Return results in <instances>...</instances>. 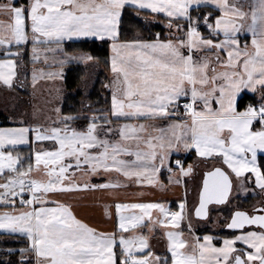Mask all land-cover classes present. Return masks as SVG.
<instances>
[{
	"label": "snow or ice",
	"instance_id": "1",
	"mask_svg": "<svg viewBox=\"0 0 264 264\" xmlns=\"http://www.w3.org/2000/svg\"><path fill=\"white\" fill-rule=\"evenodd\" d=\"M148 15L165 20L167 35L129 38ZM87 41L109 49L103 106L88 102L95 81L83 76L80 108L65 113V69L100 64L72 49ZM38 86L54 116L30 123L25 111L0 127V237L26 242L0 247V264H264V204L234 210L219 244L194 227L212 205L264 197V0H0V89L15 109ZM182 152L211 165L191 209L187 193L177 211L117 201L104 207L116 218L105 231L60 199L180 185L194 172ZM157 229L164 254L150 244Z\"/></svg>",
	"mask_w": 264,
	"mask_h": 264
},
{
	"label": "crops",
	"instance_id": "2",
	"mask_svg": "<svg viewBox=\"0 0 264 264\" xmlns=\"http://www.w3.org/2000/svg\"><path fill=\"white\" fill-rule=\"evenodd\" d=\"M99 42V41H98ZM11 94L3 89H0V115L8 118L7 108L11 109L10 104L6 102V98ZM22 94L20 96V102L13 112H17L22 109ZM12 111V110H11ZM11 126H14L11 123ZM10 126V127H11ZM20 148H27V146H20ZM176 155V154H174ZM179 156H184L187 158L188 165L191 164L194 168L193 175L190 177L183 178V183L180 185L171 184L168 185V173L166 171L160 177L161 183L168 185L165 190H160L159 188H137L135 186L127 189L121 190L117 195L105 191H95V192H84L79 194H72L60 197V199L71 203L76 209L78 215L84 217L87 222L93 226H97L105 231H113L115 228V209L112 208L111 220L107 219L104 215V207L106 205H112L114 202H162L170 207L172 211L178 210V205L185 198V193H187V204L188 208H193L197 205L198 194L201 187V181L203 173L211 167L210 164L203 163L200 158L196 157L193 153H179ZM98 178L93 177V182L97 181ZM143 192V195L139 193ZM140 231L147 234L146 229ZM231 236V235H230ZM188 239L187 234L184 237ZM150 241L153 244V250L158 254H164L166 251V238L163 236V230L157 229L156 234L151 237ZM26 243V242H25Z\"/></svg>",
	"mask_w": 264,
	"mask_h": 264
},
{
	"label": "rangeland",
	"instance_id": "3",
	"mask_svg": "<svg viewBox=\"0 0 264 264\" xmlns=\"http://www.w3.org/2000/svg\"><path fill=\"white\" fill-rule=\"evenodd\" d=\"M156 20L154 21L155 24H159L161 27L165 26V21L159 20V23H157ZM84 69H85V75L84 76L91 77V80L95 81V84L98 81L100 75H102L101 74L102 72H104L108 76V72L104 71L100 65H98L97 67H92V68L84 66ZM50 70H55V69H50ZM58 83L59 82H57V84ZM79 85L80 84H78L73 89L67 88L66 97L68 95H74L75 92L76 93L78 92L80 94V104H81L82 100L84 99V94H83V90L79 87ZM93 88L94 87H92V86L89 87V90H88L89 94ZM38 89L39 90L37 91L35 98H30V96H29V93L31 92L30 88L21 93L22 94V100H21L22 109L18 110V113L17 112L14 113L13 112L14 109L12 107H10L11 109L7 108V111H5V112H7L6 116H8V118H6V119L10 123V125L12 123L11 118L19 117L21 112H25V111L29 114L26 117V119H28V121L30 123L42 122L47 116H49V115L54 116V113H52L50 111L51 105L47 103V101L51 99L47 89L45 87H42V86H38ZM101 89H102V87H101ZM102 90H103V93L106 94V90H104V89H102ZM88 102H89V100H88ZM0 104H1V101H0ZM31 104H35L37 106V108L41 110L39 113V119L38 120H32V118H31V113H32ZM187 165H188V163L185 164V167H187ZM250 197L251 196L249 195L247 198H245V197L234 198L231 200L229 205L220 206V207L219 206L211 207L210 208L211 209L210 218L208 221L194 222L196 234L200 235L201 237L203 235H213L214 237H217V240H216L217 244L220 243L219 237H231V236H222V234H221L222 232H227L226 228L223 227V223L225 220H227L229 218L230 214L234 210L239 209L240 207H241V209H245L247 212L251 213L253 210V207L255 205L264 204V197H260V196H257L255 198V200L253 201V203L251 204L250 207L243 206L244 204H242V203L240 204V201H248ZM2 241L4 243L17 242V240L5 239V238H2ZM150 244L152 245V248H153V244L151 241H150ZM5 259H6V257H5ZM12 259H14V260L18 259V257H12Z\"/></svg>",
	"mask_w": 264,
	"mask_h": 264
},
{
	"label": "trees",
	"instance_id": "4",
	"mask_svg": "<svg viewBox=\"0 0 264 264\" xmlns=\"http://www.w3.org/2000/svg\"><path fill=\"white\" fill-rule=\"evenodd\" d=\"M134 16L133 13L129 12L128 13V17H132ZM127 19V17H126ZM159 20L161 21H165L161 18H157V23H159ZM141 23L135 25L134 27H131L128 29V35L129 38H131L132 35H134L136 33L137 30H139L140 34L145 36V37H149L151 35H155L157 32L161 33L162 36H166L168 29L164 26L161 27L159 24H155L152 16L148 15L146 17V22H147V27H145V23H144V18H141ZM206 34V33H205ZM72 49L73 50H82L85 52H89L94 56H98L100 57V66L102 67V69L104 71H107V69L105 68L104 65V59L109 55V49L107 46H102L100 42H95L93 43L92 41H87V42H76L72 45ZM65 72L67 74V88L69 89H73L75 88L78 84H80L81 82V77H83L85 75V69H84V65H72L69 68L65 69ZM102 75H100L98 81L96 82L94 88L92 89V91L90 92V96H89V102L96 104L97 102L100 103L101 106H103V100H102V96L101 93H103V90L101 89V82H103L105 80V78L107 77V75L102 72ZM80 108V94L77 92H75L74 95H68L66 97L65 103L63 105V111L65 113H69L70 111H78ZM10 123L7 121V119L0 115V127H10ZM28 151V148H20V152L22 155H26ZM255 200V198L250 197L248 201H240V204H244L243 206H247L250 207L251 204L253 203V201ZM222 236H230L232 235V232H222L221 233ZM3 237H0V247H3L5 245H10L12 247H20L22 246L25 241L22 239H16L17 242H7L4 243L2 241ZM0 259H5L4 256L0 255Z\"/></svg>",
	"mask_w": 264,
	"mask_h": 264
},
{
	"label": "water",
	"instance_id": "5",
	"mask_svg": "<svg viewBox=\"0 0 264 264\" xmlns=\"http://www.w3.org/2000/svg\"><path fill=\"white\" fill-rule=\"evenodd\" d=\"M203 175H204V173H203ZM202 180H203V177H202ZM201 189H202V181H201V187H200V190H201ZM200 190H199V191H200ZM198 199H199V194H198ZM197 205H198V201H197ZM197 205H196V206H197ZM213 206H216V205H212V206H210V208L213 207ZM219 207H220V206H219ZM226 230L231 232V230H228V229H226Z\"/></svg>",
	"mask_w": 264,
	"mask_h": 264
},
{
	"label": "built area",
	"instance_id": "6",
	"mask_svg": "<svg viewBox=\"0 0 264 264\" xmlns=\"http://www.w3.org/2000/svg\"><path fill=\"white\" fill-rule=\"evenodd\" d=\"M182 158H183V160H184V164H186V159H185V157H182ZM173 167H175L174 161H173Z\"/></svg>",
	"mask_w": 264,
	"mask_h": 264
},
{
	"label": "flooded vegetation",
	"instance_id": "7",
	"mask_svg": "<svg viewBox=\"0 0 264 264\" xmlns=\"http://www.w3.org/2000/svg\"><path fill=\"white\" fill-rule=\"evenodd\" d=\"M237 210H242V211H246L245 209H241V207H240L239 209H237Z\"/></svg>",
	"mask_w": 264,
	"mask_h": 264
}]
</instances>
